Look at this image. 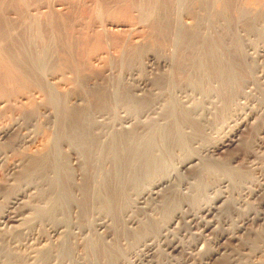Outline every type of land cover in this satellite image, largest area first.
Instances as JSON below:
<instances>
[{
  "label": "bare ground",
  "instance_id": "1",
  "mask_svg": "<svg viewBox=\"0 0 264 264\" xmlns=\"http://www.w3.org/2000/svg\"><path fill=\"white\" fill-rule=\"evenodd\" d=\"M18 1L23 3L24 0ZM162 2V6H165V2L170 1ZM135 8L140 19L147 20L148 17L141 8ZM2 16L0 15V119H4L7 113H13L15 119H20L21 116L33 117L28 116L31 107L26 106L46 104L52 110V119L47 123L53 133L40 153L23 155L7 167L6 180H12L14 184L10 183L14 185V192H9L11 195H7L6 204L0 213V259L2 256L7 258L10 254L14 261L6 259L8 264H189L187 258H193L191 256L197 252V241L184 240L186 234L190 233L200 239L215 229L218 231L214 237L215 248L204 253L200 264L214 260L217 254L223 255L225 261L237 264L231 258L234 253L230 251L228 254L226 251L229 243L239 240V233L252 232L251 228L247 229L248 222L264 221V195L259 196L264 180L255 188L242 183L234 187L233 183L237 185L239 180L234 182L228 172L231 168L221 164L218 159L212 160L209 156L202 155L203 152L206 155L212 154L226 145V141H231V136L254 115L241 111L243 108L248 109L247 105V108L243 105L239 109L230 110L235 99V92L230 89L227 91L231 76L221 75V69L216 64L209 67L210 74L207 78L220 83L219 90L214 92L221 100V107L215 109L214 116L210 115L212 110H204L202 114L203 111L197 112L195 106L189 108L191 101L187 99L185 102V98L179 100L177 105L167 100L162 104L163 108L160 107V111L159 108L157 111L154 104L161 100L159 97L171 91V78H180L183 74V60H187L185 52L178 60L173 75H163L159 83L141 78L133 89L134 95L123 91L124 94H119L118 88H115L118 87L116 82L108 84L103 78H100L101 81H94L92 86H87L86 73L81 78L79 75L88 63L86 65L83 62L86 65L83 68L81 61L73 59L69 47L57 54L56 49L50 46L48 37L57 24L52 21L49 12L43 21L39 18L31 19L27 25H21L23 27L19 31H16L13 24L6 27L7 21ZM165 18L163 11L155 25L151 22L150 26H158L162 32ZM197 32L199 26H194L185 40L192 39ZM18 34L23 43L20 45L33 50L32 57L21 55L15 49V44L19 41V37H16ZM137 38L138 35L132 37L131 48L141 45L142 42L136 43ZM248 49H252L253 60L264 61V44L251 45ZM103 57L104 54L95 53L92 60L94 63L99 62ZM145 57L149 66L158 61L153 54ZM195 59L196 56L192 59L193 62ZM230 63L227 64L228 71ZM61 66H65L63 69L68 67L78 80V85L74 84L83 91L82 105L69 106L65 99L67 92L59 91L63 81L71 74L58 71ZM262 77L264 78V74ZM9 82L14 84L11 90L10 87H5ZM147 85L157 89L158 93L148 90L136 94ZM209 92L204 91L206 95ZM186 96L184 94L182 97ZM109 99L112 101L111 106L106 107L105 104L110 103ZM206 100L210 104L212 99ZM162 101L164 99L159 102L160 106ZM132 103L136 126L114 130L121 139L114 140L111 132L97 131L101 124L95 121V113L105 112L114 117L116 108L125 110L124 107L127 106L129 109ZM35 108L32 106V109ZM36 110L34 113L37 114ZM146 111H153L152 114L156 116L141 120L140 117ZM193 113L195 116L201 115V125L207 129L211 127V123L216 122V118H220V121L226 119L224 135L220 142L202 148L200 153L183 157L174 172L159 174L160 170H165L166 162L174 157V148L180 142L178 136L189 128L186 121H189L188 117ZM16 125L14 119L12 122H0V141L5 143L7 139H11L16 133ZM29 139H32L29 134L18 137L14 148L23 147ZM3 153L1 150L0 164ZM209 159L212 160L210 163ZM179 168H189L194 173L188 176L182 174ZM209 176L212 180H206ZM188 178L192 179L191 182L186 180ZM185 181L188 186L182 190V183ZM257 197L259 209H248L241 219L234 222L232 214L241 210L242 206H247L248 199L254 200ZM26 211L28 215L25 217ZM165 213H169L166 221L163 220ZM6 223L15 225L10 224L14 232L10 233L5 229ZM229 223L234 226L227 231L224 225ZM118 224L121 228H117ZM44 230L46 233L41 234ZM78 237L82 240L81 244L77 243ZM123 240L128 244L124 243V246ZM20 250H23L24 256L21 257L26 261L16 259L20 256ZM158 251L166 256V263L158 262ZM17 252L19 256L16 255Z\"/></svg>",
  "mask_w": 264,
  "mask_h": 264
},
{
  "label": "rangeland",
  "instance_id": "2",
  "mask_svg": "<svg viewBox=\"0 0 264 264\" xmlns=\"http://www.w3.org/2000/svg\"><path fill=\"white\" fill-rule=\"evenodd\" d=\"M16 1L18 0H2V2L0 0V4L2 3V6L0 5V8H2L0 9V15L2 16L3 14L2 18L4 17L7 21L5 22L6 27L13 24L16 31H19L31 19L39 18L43 21L49 12L52 21H56L55 23L57 24V27L52 30V34L48 37L50 46L56 49L57 54L64 52L63 49L69 47L71 56L76 61H81L82 67H86L87 63L90 65H87L86 68L83 67L85 70L81 67L84 71L81 73L82 71L80 70L81 74L79 75V78H81L84 72L86 73L85 75L88 78H86L85 83L87 86H92L95 83L94 81H101L102 79L100 78H103L106 82L108 81V84L116 82L118 87L115 88H118L119 94L131 92L134 95L133 89L141 78L155 80L156 83H159L163 75L169 73L173 75L176 72L175 67L178 60L183 57L182 55L185 52L187 60L182 59L185 65L182 76L180 78H171L169 83L171 91H168L165 96H161L164 98L159 97L161 100L164 99L161 102V106L159 103L161 100L154 104V106L156 105L155 109L159 108V111L160 107L163 108L165 101L168 100L177 105L179 100L181 101L182 98L183 100L185 98V102L187 99L192 102V104L189 102V108L195 106L196 111H203L202 114H204V110L206 112L212 110L210 115L214 116L215 109L221 107V100L214 92L219 90L220 83L214 82L207 76L210 74L209 67L216 64L221 69V75L231 76L228 81L229 84H227V91L229 89L233 90L235 99L230 105V110L239 109L243 105L246 107L247 105L248 109L243 108L241 111L250 112L254 115L248 119V123L244 124L245 126L243 125L236 134L231 136V141H226V145L221 146L212 154L201 153L209 156L208 158L212 160L218 159L221 164L231 168L227 169L230 170L228 172H230L232 179L235 180L234 182L241 180L237 182V185L233 183L234 187L242 183L250 188H255L260 182H263L264 78L262 75L264 74V61L253 60L252 49L250 50L248 47L264 44V0H179V2L177 0H169L170 2H165V6H162V0H24L23 3H19V1L17 3ZM136 6L140 7L142 12L147 15V20L140 19ZM163 11L166 18L162 22L164 29L160 32L158 26L152 28L150 24L154 23L155 25L158 16ZM194 26L197 28L199 26V32L194 34L192 39L185 40L187 35L194 29ZM137 35L139 38H137L138 41L136 43H142L137 48H131L132 37ZM16 37H19V41L15 44V49L21 55L26 54L32 57L33 50L31 48L29 50L26 45H20L23 43L19 34ZM95 53H102L105 57L101 59L102 61L94 63L92 57ZM148 54H153L159 62L156 61L151 66L147 65L145 56ZM194 56L197 58L195 62L192 60ZM163 61L165 62L161 63ZM83 62H86V65ZM228 63L231 64L230 71L226 69ZM63 67L58 71L65 72L66 75L69 72L71 73L68 67L64 69ZM88 67L90 68L88 69ZM63 82L64 84L61 88L59 87L61 89L59 91L67 92L65 97L67 104L72 107L82 105L84 94L80 88L76 87L78 80L74 74H69L66 81L64 80ZM10 83H6L8 85L5 87L8 86L11 90L14 84L11 85ZM95 86L96 84L93 85V89L96 88ZM8 87L7 89H9ZM148 90L158 93L157 89L147 85L136 94L139 95V93H145ZM203 90H209L210 92L206 95ZM184 94L187 96L182 97ZM206 98L212 99L210 104H208ZM59 100L61 101V99ZM195 100L196 102L193 104ZM109 101V104L108 102L105 104L106 107L111 106L112 101L110 99ZM35 104L29 105H32L33 108L35 106L37 110L36 108L32 109V106H26L27 108L31 107L29 108L31 112L28 116L32 115L33 117L21 116L20 119H15L13 113H7L4 119H0V122L4 120V123L6 120L12 122L14 119V122L17 123L16 133L13 137L9 140L7 139V143L0 141V151L4 152L3 156L1 155L3 159H1L2 163L0 164V213L4 208V204H6L8 196L14 192L12 180H8L9 184L6 180L8 177L7 167L13 163V160H19L23 155L40 153L47 146L48 140L53 133L50 124L47 123L49 119H52L51 107L46 106V104H43V106L41 103H38L37 106ZM133 106L134 104L132 103L129 109L127 106L124 107L125 110L116 108L114 117L105 112L95 113L93 115L95 121L101 124L97 131L111 132L114 140L121 139L122 137L117 136L118 133L114 130L136 126V116H134L136 114H133ZM35 110L38 112L37 114L34 113ZM32 113L36 114V117ZM152 113L153 111H146L140 119L146 120L145 118L148 116L151 118L156 116V114ZM131 116L135 119H131ZM191 117L193 119H190ZM191 117L189 115V121H186L189 128H186L185 132L178 136L180 142L177 143V148H174V157L166 162L165 170H160L159 174L174 172L183 157L200 153L202 148L218 143V141L220 142L226 131V119H221L222 121H220V118L215 117L216 122L211 123V127L207 129L201 125V115L195 116L193 113ZM234 118L237 120L236 117ZM98 123H96V126ZM27 131L29 132L27 133ZM27 134L32 139H29L24 144L25 146L23 145L19 149L14 148L17 138ZM114 150L117 151L116 148ZM211 159H209V163L212 161ZM179 170H182V174L188 176L194 173V170L191 171L189 168H179ZM210 171L213 174V170L210 169ZM209 178L210 176L206 180ZM211 178L209 180H212ZM186 180L191 182L192 179L188 178ZM4 186L5 188H3ZM185 186H188L186 181L182 183V190H184L183 187L185 188ZM261 194L264 195V186L259 196H263ZM130 195L131 197L134 196L133 193ZM202 199H205V197ZM258 200L259 197L254 200L248 199L249 203L247 206H242L241 210H236L237 212L232 214L234 222L241 219L248 209H259ZM24 215L25 217L28 215L27 211L26 213L24 212ZM168 217L169 213H165L163 220L166 221ZM259 221H256V223L248 222L246 224L247 229L251 228L252 232L247 234V232L242 231V233L238 234L239 240L229 243V249L226 253L229 254L230 251L234 253L231 258H234L237 264H264V221ZM8 224L6 223L5 229L7 228L6 230L10 231V233L14 232L13 226L15 225L12 223ZM10 224L13 226L10 227ZM119 224L117 228L121 226ZM233 226V224L229 223L227 226L224 225L225 228H222L228 231ZM42 233L45 234L46 231L44 230ZM217 233L218 231L214 229V231H210L200 239H196L197 237L195 238L194 235L187 233L184 240L193 239L197 241V252H194V255L191 256L193 258H190V256L187 258L188 255H186L187 263L200 264V260L204 259V253L209 249L215 248L214 237ZM77 240H79L77 243L81 244V238L78 237ZM124 243L125 241L123 240L122 244L124 246L128 244L127 242ZM20 252V256L18 252L16 253L19 257L14 255L16 259L20 258L21 260V256H24L23 250H20ZM156 256L158 262L160 261L159 263L167 262L166 256L161 251L160 253L158 251ZM220 256L218 254L215 255L214 260H209L210 263L206 264H231L224 260L225 257L223 258V255ZM4 257L6 256H2L0 259L1 262L5 259L0 264H4V262L8 264L6 259H10L9 262H11L13 258L10 254H8L7 258ZM194 257L197 258L194 259ZM22 259L26 261L24 258Z\"/></svg>",
  "mask_w": 264,
  "mask_h": 264
}]
</instances>
